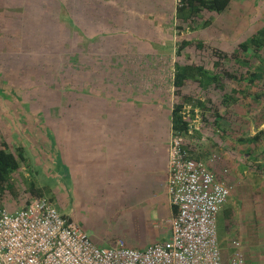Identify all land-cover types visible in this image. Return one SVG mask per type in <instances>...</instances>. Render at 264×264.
<instances>
[{
	"label": "rangeland",
	"instance_id": "1",
	"mask_svg": "<svg viewBox=\"0 0 264 264\" xmlns=\"http://www.w3.org/2000/svg\"><path fill=\"white\" fill-rule=\"evenodd\" d=\"M60 1L69 7L72 3L70 1L74 0ZM239 1L238 6L234 5L223 15L233 19L231 22H220L216 23L212 29H201L196 37L205 40L209 45L229 51L234 50L239 43L263 27L264 0ZM4 4L15 16H12L13 19L7 23L4 20L0 22V141L9 142V150L17 155L22 154L26 159L12 174L18 195L5 194L3 206L13 211L26 204L32 198L30 187L35 185L43 190L44 198L51 201L62 214L71 215L75 222L90 235L92 241L101 247L113 246L117 240H123L127 246L137 249L165 242L171 233L169 223L171 218L165 198L168 189L163 181L159 182L160 178L155 179L157 176L154 177L152 173H149L148 181L150 182L148 183L139 181L141 180L139 177L135 179L136 182L133 181L136 184L130 183L131 181L128 183L103 181L102 183L95 182L88 175L87 180L83 181L78 179L75 164L68 168V162L65 161L62 150V144L64 146L70 143L71 132L75 130L77 117L87 115L93 101L100 102V96L102 103L108 101L110 96L114 101H124L115 98L120 94L112 93L111 86H117L118 91L127 93L128 91H124V85L128 84L127 81H134L137 78L120 77L117 82L107 84H103L102 80L97 78L91 85L86 81L82 84L83 93L80 94V89L74 91L71 87L77 85L78 88V62L72 69L69 67L70 64H64L65 59L51 58L52 53L45 47L47 46L46 40L49 38L44 33L45 27L32 25L34 21L31 17L28 20L27 15L32 16L31 11L33 10H28L23 0H0V5ZM83 5H90L89 0H80L79 10L81 11L77 12L75 7L74 13L81 27L87 26V19L82 14ZM5 23L10 26L2 27ZM49 27L50 32H53V26ZM58 29L59 41L65 53L76 49L78 54L79 52L85 53V65L92 63V60L88 58V52L96 53L97 60L102 61L99 58L102 49L96 46L98 50L92 51L93 46L89 45V40L92 39L91 32L87 33L81 28L77 31L74 22L69 23L63 20ZM9 48L20 50V52L10 51ZM208 53L209 51L206 52L207 56ZM160 59L162 61H156L155 67L173 72L174 63L178 59L176 51L171 60ZM149 79L155 81V79ZM86 80H88L87 77ZM167 81L165 78L162 85ZM139 84L136 85L139 86ZM173 92L174 90L172 99L174 98ZM78 93L84 96L83 104L79 102L81 105H77ZM129 94L127 99L134 104L140 101L139 96L147 99L146 101L149 99L147 104L152 110H144L135 117H148L147 121L151 124L150 119H153L155 115L154 98L158 99L160 94L132 92ZM161 109L164 110V107L161 106ZM164 122L162 119L159 125L155 123V130L160 127L159 132L162 133L166 127ZM194 123L195 128L200 130V135L195 137L197 143L200 149L208 150L207 160L218 176L233 188H237L238 184L252 183L254 184L252 187L255 188L253 189L263 194V187L259 186L257 189L254 180L251 181L250 172L246 170L243 174L238 166L236 158L241 157L235 155V149H241L243 146L233 143L230 136L220 134V131H216L214 126L208 124V121L204 122L198 117ZM143 128L144 131L147 129ZM240 128L248 134H255L257 131L253 120L243 123L242 127L239 125ZM232 143L236 148L231 146ZM71 155V153L68 155L70 162ZM235 191L236 189L231 195L232 199L238 196ZM260 199L258 198L259 207L262 205ZM231 206L229 208L230 211L232 209V214L228 225L222 213L219 214L217 220L222 254L224 251L227 253V250L230 251L233 247L235 236L228 231V228L232 231V228L235 230L241 223L248 225L249 219L246 220L244 214L252 212L247 202L242 201L236 205L232 203ZM160 221L164 224L156 227L155 223ZM263 247L264 243H261V246L258 245L256 252H264ZM244 259L245 264H251L247 253L244 254ZM255 260H252V264H256Z\"/></svg>",
	"mask_w": 264,
	"mask_h": 264
},
{
	"label": "crops",
	"instance_id": "2",
	"mask_svg": "<svg viewBox=\"0 0 264 264\" xmlns=\"http://www.w3.org/2000/svg\"><path fill=\"white\" fill-rule=\"evenodd\" d=\"M239 3V0H230L229 7L220 14L205 10L204 17L200 19L202 24L200 30L212 29L216 23L231 22L233 19L223 15L230 11L234 5L238 6ZM89 4L83 5L84 10L82 11L87 19V26H80V28L87 33L91 32L92 39L89 40V45L93 46L92 51L98 50V47L102 49L101 57L99 56L102 61L97 60L96 53L88 52V58L92 60V63L85 65V53L79 52L77 89H80V94L85 81L91 85L99 77L105 78L102 81L103 84L117 82L120 77L137 79L127 81V85L124 83V91H128L127 93L118 91L117 86H111L112 93L120 94L115 98L124 101H114L110 96L108 101L102 103L100 96V102L93 101L90 104L91 110L87 115L83 114L81 117H77L75 130L71 132L70 143L64 144V146L62 144L64 158L68 162L67 166L68 168H71L73 164L77 166V176L80 180L86 181V177L90 175L95 182L102 183L103 181L106 183H128L130 181V183H135V179L138 177L141 179L139 181L148 183L150 182L148 174L152 173L154 177L157 176L155 179L160 178L159 182L163 181L168 189L172 135V91L174 90L171 78L174 75V68L172 72L155 66L156 61H162L160 58L171 60L176 51L178 33L176 31L175 1L89 0ZM97 70L98 72H96ZM101 71L104 72L101 73ZM149 78L155 79V81H151ZM165 78L168 80V84L166 82L162 85ZM138 83H140L139 86L136 85ZM130 92L160 94L158 99L154 98L155 101L153 100L155 115L153 119H150L151 124L147 121L148 117H135L144 110H152L147 104L149 99L146 101L147 99L139 96L140 101H137L138 104H134L127 99ZM80 94L77 95V105H81L84 99V96ZM161 106L164 107V110L161 109ZM162 119L165 121L166 127L160 133V127L155 130V123L159 125ZM143 127L147 129L144 131ZM70 153L72 154L71 162L68 156ZM204 161L209 164L207 158ZM216 175L221 179L217 173ZM231 195L217 215L218 220L219 214H224L227 225L232 214V209L230 211L229 207H232V203L236 205L243 201L238 196L232 199ZM165 198L171 218L175 210L168 191ZM244 215L246 220L251 217L247 212ZM248 221L250 223V220ZM160 222L162 225L164 224L163 221ZM160 222L155 223V226L159 227L158 223ZM248 227L247 223L244 225L241 223L235 230L232 228V231L227 227L228 231L235 236L234 242H241L243 254L253 246L252 239L248 238ZM234 242L232 249L227 250V253L224 251L222 254L224 261L231 258Z\"/></svg>",
	"mask_w": 264,
	"mask_h": 264
},
{
	"label": "trees",
	"instance_id": "3",
	"mask_svg": "<svg viewBox=\"0 0 264 264\" xmlns=\"http://www.w3.org/2000/svg\"><path fill=\"white\" fill-rule=\"evenodd\" d=\"M50 1L23 0L24 6L30 11L33 10L32 16L28 14L27 18L30 20L31 17L34 21L32 25L45 27L44 33L49 37L46 40L48 48L45 47L52 53L51 58H63L64 64H70L69 67L74 69L78 62L77 49L69 53L64 52L59 41L58 27L63 20L74 22L75 29L80 31L79 22L74 16L75 7L76 11H79L80 0L70 1L72 3L69 7L60 0ZM229 4L230 0H184L177 8L178 59L174 63V75L171 78L174 89L172 130L185 137L184 149L190 157L205 160L209 152L200 149L197 143L195 137L200 135V130L195 128L194 121L198 117L204 122L208 121L220 134L230 136L233 143L243 146L241 149H235V155L241 157L236 158L238 166L243 174L246 170L250 172V179L254 180L257 189L259 186L264 189V127L261 128L264 124V26L239 43L234 50L229 51L209 45L205 40L196 37L202 28L200 19L205 15L203 12L208 10L220 14ZM0 6V22L4 20L7 23L15 15L9 12L7 5ZM36 8L38 10H35ZM7 18L9 19L6 20ZM6 23L2 27L10 26ZM50 25L53 26V32H50ZM10 51L20 52L15 49ZM99 79L103 81L105 78ZM71 89L76 91L77 85ZM252 120L257 126L255 134H248L243 128L239 129V125L242 127L243 123ZM9 144L7 141H0V209L5 207V194L18 195L12 174L26 159L22 154L17 155L10 151ZM253 185L238 184L237 188H232V193L236 189L235 194L243 198V202L249 203L252 209V212H249L251 217L248 238L252 239L251 249L254 251L249 249L246 252L249 261L252 264V260L256 258V264H264V252H256L258 245L264 243V193H257ZM30 192V201L44 198L43 190L35 185L30 187ZM258 198H261L260 207ZM262 249L264 250V247Z\"/></svg>",
	"mask_w": 264,
	"mask_h": 264
},
{
	"label": "built area",
	"instance_id": "4",
	"mask_svg": "<svg viewBox=\"0 0 264 264\" xmlns=\"http://www.w3.org/2000/svg\"><path fill=\"white\" fill-rule=\"evenodd\" d=\"M174 1L176 9L184 2ZM184 142L172 130L168 193L175 213L167 241L145 249L123 240L101 247L51 201L35 198L13 211L0 209V264H245L240 241L224 261L218 239L217 215L233 187L206 161L190 157Z\"/></svg>",
	"mask_w": 264,
	"mask_h": 264
}]
</instances>
